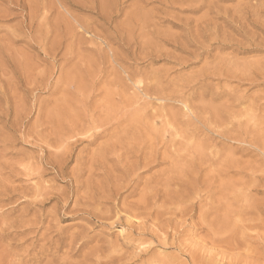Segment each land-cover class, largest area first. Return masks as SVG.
<instances>
[{"label":"rangeland","instance_id":"1","mask_svg":"<svg viewBox=\"0 0 264 264\" xmlns=\"http://www.w3.org/2000/svg\"><path fill=\"white\" fill-rule=\"evenodd\" d=\"M0 43L1 264H264V0H0ZM109 112L121 126L77 130ZM124 127L127 136L117 133ZM137 132L176 141L167 148L185 156L189 178L199 168L218 222H197L196 210L177 224L181 232L163 233L152 220L139 230L118 218L167 164L142 174L136 191L108 198L95 189L105 182L101 169L88 163L98 148ZM52 152L60 169L48 161Z\"/></svg>","mask_w":264,"mask_h":264},{"label":"bare ground","instance_id":"2","mask_svg":"<svg viewBox=\"0 0 264 264\" xmlns=\"http://www.w3.org/2000/svg\"><path fill=\"white\" fill-rule=\"evenodd\" d=\"M92 2H95V1H92ZM63 3V2H62ZM79 3V2H78ZM86 4V3H85ZM62 5V4H61ZM65 8V7H64ZM106 11V10H105ZM246 11V10H245ZM251 11V10H250ZM103 13V12H102ZM254 13V11H253ZM241 14V13H240ZM102 15V14H101ZM108 15V14H107ZM239 17V16H238ZM255 17V16H254ZM31 18V16H30ZM106 18V17H105ZM249 19V18H248ZM76 20V19H75ZM240 20V19H239ZM252 20V19H251ZM31 21V20H30ZM77 22V20L75 21ZM30 23V22H29ZM245 23V22H244ZM243 24V23H242ZM30 25V24H29ZM29 27V26H28ZM85 28V27H84ZM26 29V28H25ZM29 29V28H28ZM27 29V30H28ZM31 29V28H30ZM40 30V29H39ZM45 30V29H44ZM196 30V29H195ZM26 31V30H25ZM41 31V30H40ZM242 31V30H241ZM29 32V30H28ZM33 32V31H32ZM35 32V31H34ZM43 32V31H42ZM30 33V32H29ZM38 33V32H37ZM22 34V32H21ZM36 34V33H35ZM49 34V33H48ZM116 34V33H115ZM20 35V34H19ZM39 35V34H38ZM37 35V36H38ZM27 36V35H26ZM35 36V35H34ZM47 36V35H46ZM60 36V35H59ZM36 37V36H35ZM34 37V38H35ZM41 37V36H40ZM61 38V37H60ZM36 39L38 40V38L36 37ZM44 38H42L43 40ZM47 39V38H46ZM62 39V38H61ZM58 40V39H57ZM27 41V40H26ZM54 41V40H53ZM62 41V40H60ZM31 42V41H30ZM42 42V41H41ZM56 42V40H55ZM36 43V42H35ZM1 44V43H0ZM38 44V43H37ZM71 44V43H70ZM13 45V44H12ZM53 45V44H52ZM59 45V44H58ZM62 45V44H61ZM7 46V45H6ZM55 46V45H53ZM11 47V46H10ZM42 47V46H41ZM45 47V46H43ZM60 47V46H59ZM201 47V46H200ZM28 48V47H27ZM4 49V48H3ZM10 49V48H9ZM9 49H5V50H9ZM45 50V49H44ZM47 50V49H46ZM12 51V50H11ZM57 51V50H56ZM69 51V50H68ZM2 52V50H1ZM14 52V51H13ZM24 52V51H23ZM55 52V51H54ZM53 52V53H54ZM86 53V52H85ZM3 54V53H2ZM1 53L0 55L3 56ZM6 54V53H5ZM9 54V53H8ZM22 54V53H21ZM51 54V53H50ZM25 55V54H24ZM50 56V55H49ZM62 56V55H61ZM4 57V56H3ZM6 58V57H5ZM10 58V57H9ZM13 58V56L11 57ZM62 58V57H61ZM54 59V58H52ZM262 59V58H261ZM15 60V59H14ZM31 60V59H30ZM114 60V59H113ZM1 61V60H0ZM20 61V60H18ZM65 61V60H64ZM3 62V61H2ZM61 62V61H60ZM63 62V61H62ZM14 63V62H13ZM52 63V62H51ZM67 63V62H66ZM56 65V64H55ZM64 65V64H63ZM67 65V64H66ZM229 65V64H228ZM1 66V65H0ZM36 66V65H35ZM51 66V65H50ZM49 66V67H50ZM65 66V65H64ZM5 67V66H4ZM13 67V66H12ZM54 67V66H52ZM258 67V66H256ZM24 68V67H23ZM37 68V67H36ZM59 68H61L59 66ZM2 69V68H0ZM54 69V68H53ZM66 69V68H65ZM259 69V68H258ZM64 70V69H63ZM62 70V71H63ZM98 70V69H97ZM108 70V69H107ZM106 70V71H107ZM27 71V70H26ZM54 71V70H53ZM58 71V70H57ZM60 71V70H59ZM72 71H70L69 73H71ZM255 72H257L255 70ZM5 73V72H4ZM231 73V72H230ZM249 74V73H248ZM258 74V72H257ZM71 75V74H70ZM250 75V74H249ZM4 76V74H3ZM79 76V75H78ZM134 76V75H133ZM255 76V75H254ZM72 79L73 77L70 76ZM137 77V76H136ZM135 77V79H136ZM30 78V77H29ZM57 78V77H56ZM87 78V77H86ZM134 78V77H133ZM247 78V77H246ZM47 79V78H45ZM62 79V78H60ZM77 79V78H76ZM39 80V79H38ZM37 80V81H38ZM50 80V79H49ZM52 80V79H51ZM67 80V78H66ZM74 80V79H73ZM73 80H71L70 82H72ZM95 80V79H94ZM123 80V79H122ZM127 80V79H126ZM134 80V79H133ZM143 82V78L142 80H140V82ZM147 81V80H146ZM238 81V80H237ZM10 82V81H9ZM29 82V81H28ZM58 82V81H57ZM74 83V81H73ZM80 83V82H79ZM82 83V82H81ZM148 83V82H147ZM72 84V83H71ZM75 84V83H74ZM37 85V83H36ZM41 85V84H40ZM47 85V84H46ZM54 85V83L52 84V86ZM64 85V84H63ZM135 85V84H134ZM140 85V84H139ZM52 86H50L52 88ZM57 86V85H56ZM69 86V85H68ZM75 86V85H73ZM143 86V85H142ZM144 86H145V89H143L144 93L146 95H149L150 94V90L148 89L147 87V84L144 83ZM2 87V86H1ZM46 87V86H45ZM49 87V88H50ZM76 87V86H75ZM79 87V86H78ZM250 87V86H249ZM36 88V87H35ZM43 88V87H42ZM54 88V87H53ZM56 88V87H55ZM58 88L59 87V84H58ZM138 88V87H137ZM140 88V87H139ZM83 90V89H82ZM55 92V91H53ZM141 92V91H140ZM179 93V92H178ZM180 94V93H179ZM156 95V94H154ZM161 94H157V96ZM209 95V94H208ZM226 96V95H224ZM33 98V97H32ZM60 98V97H59ZM90 98V97H89ZM100 98V97H99ZM160 98H163V99H169L170 97H160ZM57 99V98H56ZM137 99V98H136ZM139 99V98H138ZM145 99V98H144ZM143 99V100H144ZM5 100V99H4ZM102 100V99H101ZM209 100V99H208ZM178 101L180 103L183 104V106L185 107V109H188L189 108V105L186 104L187 102V99H178ZM57 102V101H56ZM87 102V101H86ZM124 102V101H123ZM134 102V101H133ZM4 104V103H3ZM6 104V103H5ZM4 104V105H5ZM55 106V105H54ZM88 107V106H86ZM105 107V106H103ZM235 107V106H234ZM83 108V107H82ZM81 108V110H83ZM107 108V107H105ZM104 108V109H105ZM134 108V107H133ZM232 108V107H231ZM93 109V108H92ZM110 108H107V110H109ZM208 109V108H207ZM23 110V109H22ZM25 110V109H24ZM80 110V111H81ZM89 110V108H88ZM103 110V109H102ZM106 110V109H105ZM106 110V111H107ZM115 110V109H113ZM139 110V109H138ZM200 110V109H199ZM210 110V109H209ZM4 111V110H3ZM119 111V110H118ZM134 111V110H133ZM162 111V110H161ZM197 111V110H196ZM113 112V111H112ZM179 112V111H178ZM183 112V111H182ZM192 112V111H191ZM200 112V111H199ZM202 112V110H201ZM89 113V112H88ZM99 113V112H98ZM103 113V116H104V112L102 111ZM117 113V112H116ZM151 113V112H150ZM190 113V112H189ZM203 113V112H202ZM201 113V114H202ZM20 114V113H19ZM93 114V113H92ZM107 114V115H106ZM235 114V113H234ZM79 115V114H78ZM89 115V114H88ZM105 117H99V118H96V119H92L91 116H89V120H88V123L90 124V126H87V128H80V129H77L79 131H82L84 130L85 133L87 134L88 132H90L91 129H96V128H101L103 127L104 125H110V122L111 121H114V122H117V124H119L121 126V117L122 116H116L115 115H112V113H105ZM119 115V114H118ZM121 115V114H120ZM209 115V117L211 116L210 114H207ZM233 115V114H232ZM80 116V115H79ZM78 116V117H79ZM93 116V115H92ZM158 116V115H157ZM205 116V114H204ZM203 116V117H204ZM38 117V116H37ZM82 117V116H81ZM143 117V116H142ZM208 117V118H209ZM88 118V117H87ZM137 118V117H136ZM174 117L173 116H169L168 117V120H173V122L171 124H168V125H172V128L177 130V127L176 125L174 124V120L173 119ZM206 118V117H205ZM211 118V117H210ZM209 118V119H210ZM213 118H215L213 116ZM217 118V117H216ZM62 119V118H61ZM81 119V118H80ZM145 119V117H144ZM228 119V118H226ZM74 120V119H73ZM104 120V121H103ZM135 120V119H134ZM138 120V119H137ZM212 120V119H211ZM244 120V119H243ZM77 121V120H76ZM85 121V120H84ZM122 123L125 121V120H121ZM128 121V120H127ZM127 121H126V124H127ZM154 121V120H152ZM161 121V120H160ZM200 123L201 121L198 120ZM208 121V119H207ZM214 121V120H213ZM217 121V120H215ZM220 121V120H219ZM217 121V122H219ZM184 122V121H183ZM182 122V123H183ZM132 123V122H131ZM137 123V122H136ZM142 123V122H141ZM146 123V122H145ZM216 123V122H215ZM214 123V125H215ZM43 124V123H42ZM74 125V123H72ZM114 124V123H113ZM147 124V123H146ZM236 124V123H235ZM8 125V124H7ZM68 125V124H67ZM130 125V124H129ZM144 125V124H143ZM152 125V124H151ZM163 125V124H162ZM167 125V126H168ZM189 125V124H188ZM204 125V124H203ZM208 125V124H207ZM211 125V124H210ZM219 125V123H218ZM222 125V124H221ZM226 125V124H225ZM112 126V125H111ZM115 126V125H114ZM165 127H167L166 125H164ZM163 126V127H164ZM199 126V125H198ZM212 126V125H211ZM227 126V125H226ZM39 127V126H38ZM58 127V126H57ZM77 127V126H76ZM79 127V126H78ZM106 127V126H105ZM110 127V126H109ZM171 127V126H170ZM192 127V126H191ZM217 127V125H216ZM215 127V128H216ZM220 126L217 127V130ZM223 127V126H222ZM68 128V127H67ZM107 128V127H106ZM137 128V127H136ZM179 128V127H178ZM206 128V127H205ZM221 128V127H220ZM231 128V127H230ZM235 128V127H234ZM62 129V128H61ZM66 129V128H65ZM97 129V130H98ZM102 129V128H101ZM115 129H119V126H115L113 128V130ZM180 129V128H179ZM190 129V128H189ZM223 129V128H222ZM220 129V130H222ZM238 129V128H237ZM28 130V129H27ZM75 130V129H74ZM72 130V132L74 131ZM112 130V131H113ZM153 130V129H152ZM162 130V129H161ZM170 130V128H169ZM183 130V129H182ZM93 131V130H92ZM107 131V129H103L102 131H99V132H91L88 134L89 138L90 137H93L95 138L96 136H100V135H103L105 134V132ZM143 131V130H142ZM159 131V129H158ZM164 131V129L162 130ZM162 131H160V133H162ZM187 131V130H186ZM192 131V130H191ZM232 131V130H230ZM234 131V130H233ZM232 131V132H233ZM108 132V131H107ZM168 132V131H167ZM175 132V131H174ZM228 132V131H227ZM231 132V133H232ZM236 132V131H235ZM25 133V132H24ZM36 133V132H35ZM63 133V132H62ZM76 133V130L74 131V134ZM118 134L120 133H123L125 134L126 136L128 134H130V130L129 132L127 131V129L124 127L122 129H120L118 132ZM146 133V131H145ZM145 133L143 132H137V133H133L132 135L133 136H129V137H121L115 141H113L111 144H108L106 145L104 143V145H106L105 147L102 146L101 148H98L94 154H92L90 160H89V167L91 169L92 165L95 166V169H101V173L104 175V179H105V182H98L96 183V186H95V189L97 190L98 193H101V194H106L108 196V198L111 196L113 198H116V196L120 195L122 192H127V190L131 189L130 191L132 192L133 189H135L137 186L140 185V182L142 180L141 178V175L146 173V172H149L152 168L156 167L163 163V164H167V166L165 168H160L157 172L153 173V172H150L149 174H151L150 177L149 174L147 175L148 178H146V180L143 182L144 185L147 187L146 191L143 192V191H138V192H141L139 194V196L134 200L130 202H127V203H124L116 212L114 213H117L118 215V218H123L125 224L130 227V229H141L145 223L147 222V220H152L153 222L156 223V225L162 230L163 233H166L167 229H172V231H175L176 233L178 232L176 230V227H177V224H179L178 226L181 227V225L186 221V217H193L195 215V212L197 210V222H200L198 221L199 220H202V222H206V219H209L210 217V223H212L211 221L215 220V216H211L212 214V211L215 209V207L213 208L210 203H209V199L207 197V201H204L203 199V196H202V193H203V187H204V184H205V180L204 179H200V176H199V168L195 169V168H192L190 170V174H191V177L189 178L187 173H189V170L187 168L188 165H186V163L183 161L185 159V156L181 154V151L179 150H169L167 148L168 144L170 147H174L176 141L174 140H168V141H163L161 138H155L153 136H147ZM153 133V132H152ZM155 133H158V132H155ZM72 134V133H71ZM110 134V133H108ZM178 134V133H177ZM181 134V133H180ZM179 134V136H181ZM184 134V132H183ZM197 134V133H196ZM226 134V132H225ZM61 135V133H60ZM65 135V134H64ZM107 135V134H106ZM153 135V134H152ZM170 135V134H169ZM176 135V134H175ZM228 135H230V132L228 133ZM233 135V134H231ZM28 136V135H27ZM30 136V135H29ZM118 136V135H117ZM161 136V135H160ZM174 136V135H172ZM236 136V135H235ZM243 136V135H242ZM47 137V136H46ZM73 137V135H72ZM81 137V136H80ZM85 137V136H84ZM103 137V136H102ZM106 137V136H105ZM104 137V138H105ZM113 138V136H110ZM162 137V136H161ZM170 137V136H169ZM239 137V136H238ZM248 137V136H247ZM29 138V137H28ZM62 139V136L60 137ZM71 138V137H70ZM76 138V137H75ZM83 138V137H82ZM173 138V137H172ZM182 138V137H181ZM188 138V137H187ZM191 138V137H190ZM220 138V137H219ZM224 138V137H223ZM231 138V137H230ZM229 138V140H230ZM233 138V137H232ZM240 138V137H239ZM74 139V137H73ZM110 139V138H109ZM184 139V138H183ZM225 139H227V137H225ZM234 139V138H233ZM63 140V139H62ZM108 140V139H107ZM189 140V138H188ZM236 140V139H235ZM103 141V140H102ZM109 141V140H108ZM191 143L193 145V139L191 138ZM242 141V140H241ZM246 141H249V140H246ZM35 142V141H34ZM44 142V141H43ZM71 142V141H70ZM92 142V141H91ZM106 142V141H104ZM187 142V141H186ZM185 142V144H186ZM190 142V140H189ZM232 142V141H231ZM237 142V141H236ZM235 142V143H236ZM240 142V141H239ZM238 142V143H239ZM256 142V141H255ZM259 142V141H258ZM256 143V148L258 147V144L259 143ZM73 143V142H72ZM81 143V142H80ZM99 143V142H98ZM102 143V142H100ZM109 143V142H108ZM254 143V142H253ZM252 143V144H253ZM47 144V143H46ZM83 144V143H82ZM95 144V143H94ZM103 144V143H102ZM180 144V143H179ZM184 145V143H182ZM188 144V142H187ZM244 144V143H243ZM249 144V143H248ZM251 144V142H250ZM255 144V143H254ZM66 144H64L65 146ZM73 145V144H72ZM191 145V146H192ZM70 146V145H69ZM99 146V145H98ZM199 146V145H197ZM233 146H237V145H233ZM245 146V145H244ZM250 146V145H249ZM56 147V146H55ZM68 147V146H67ZM72 147V146H71ZM96 147V146H95ZM176 147H177V144H176ZM184 147V146H183ZM193 147V146H192ZM246 147V146H245ZM262 147V146H261ZM259 148V147H258ZM71 149V148H70ZM161 149H164V150H161ZM177 149V148H176ZM240 149V148H239ZM247 149V148H246ZM58 150V149H56ZM59 150H61L59 148ZM196 150V149H194ZM225 150V149H224ZM245 150V149H244ZM260 150V148H259ZM263 150V149H262ZM208 151V150H207ZM226 151V150H225ZM54 152V151H53ZM53 152L51 153L52 157H53V160H51V155L48 154V161L49 163L51 164H54L53 161L56 162V166L58 167V169H60L61 167V162H58V157L59 156H54L53 155ZM58 152V151H57ZM190 152V151H188ZM235 152V151H234ZM41 153V152H40ZM62 153V152H60ZM89 153V152H88ZM194 153V152H193ZM259 153V152H258ZM263 153V152H262ZM210 154V153H209ZM213 154V153H212ZM254 154V153H253ZM215 155V154H214ZM263 155V154H262ZM205 156V155H204ZM209 156V155H208ZM72 157V156H71ZM231 157V156H229ZM56 158V160H55ZM264 158V157H263ZM43 159V158H42ZM189 159V158H188ZM191 159V158H190ZM198 159V158H197ZM212 159V158H211ZM216 159V158H215ZM232 159V158H231ZM254 159V158H253ZM108 160L110 161H113L114 163L111 164V165H108ZM196 160V159H195ZM69 161V160H68ZM204 161V160H203ZM263 161V159H262ZM196 162V161H195ZM189 163V162H188ZM228 163V162H227ZM68 164V163H67ZM202 164V162L200 163V165ZM209 164V163H208ZM216 164V163H215ZM230 163H228L229 165ZM77 165V164H76ZM203 165V164H202ZM211 165V164H210ZM232 165V164H231ZM162 166V165H160ZM238 166V165H237ZM197 167V166H196ZM209 167V166H208ZM229 167V166H228ZM227 167V168H228ZM261 167V166H260ZM204 168V167H202ZM79 169V168H78ZM158 169V168H157ZM83 170V169H82ZM86 170V169H85ZM156 170V169H155ZM203 170V169H202ZM262 170V169H261ZM78 171V170H77ZM204 171V170H203ZM212 171V169H211ZM79 172V171H78ZM205 172L208 173V169L207 171L205 170ZM213 172V171H212ZM238 172V171H237ZM236 172V174H237ZM251 172H254V171H251ZM205 173V174H207ZM230 173V172H229ZM205 174H204V177H205ZM227 174V173H226ZM224 174V175H226ZM240 174V173H238ZM251 174V173H250ZM255 174V173H254ZM228 175V174H227ZM246 175V174H245ZM235 176V175H234ZM253 176V175H252ZM252 176H248V177H252ZM259 175H257V179L259 181V178H258ZM219 177V176H218ZM225 177V176H224ZM228 177V176H227ZM230 177V176H229ZM233 177V175H232ZM263 177V176H262ZM92 178V177H91ZM213 178V177H212ZM223 178V177H222ZM231 178V177H230ZM76 179V178H75ZM103 179V180H104ZM256 178H254L253 176V180H255ZM261 179V177H260ZM263 179V178H262ZM102 180V179H101ZM221 182V179L219 177V179H217L216 181H219ZM262 181V180H261ZM86 182V181H85ZM214 182V181H213ZM216 183V182H214ZM219 183V182H218ZM233 183V182H232ZM251 183V182H250ZM222 184V183H221ZM220 184V185H221ZM234 184H236L234 182ZM248 184V182H247ZM264 184V183H263ZM143 185V184H142ZM143 185V186H144ZM144 186V187H145ZM174 186V187H172ZM177 186V187H175ZM230 186V185H228ZM142 187V186H141ZM220 187V186H219ZM205 188V187H204ZM210 188V187H209ZM209 188L207 191H209ZM141 189V188H140ZM211 190V189H210ZM213 190V188H212ZM136 191V189H135ZM40 192V191H39ZM79 192V191H78ZM214 193V192H213ZM40 194V193H39ZM244 194V193H243ZM126 195V194H125ZM128 195V194H127ZM210 195V193H209ZM43 196V195H41ZM120 197V196H118ZM117 197V198H118ZM134 197V196H133ZM132 197V198H133ZM212 197V196H210ZM86 198V197H85ZM126 198V197H125ZM158 198H162L161 200L163 201V206L159 207L158 209H153L151 207V204L154 203V201ZM214 198V196H213ZM206 199V198H205ZM232 199V198H231ZM212 200V199H211ZM215 200V199H213ZM212 200V201H213ZM219 200V198H218ZM236 200V199H235ZM117 201V200H116ZM161 201V202H162ZM238 201V200H237ZM118 202V201H117ZM157 202V201H156ZM204 202V203H203ZM159 203V202H158ZM214 203V202H213ZM87 204V203H86ZM238 204V203H237ZM154 205V204H153ZM158 205V204H157ZM161 205V204H160ZM159 205V206H160ZM208 205V207H207ZM228 205V204H227ZM87 206V205H86ZM93 206V205H92ZM220 206V205H219ZM232 206V205H231ZM115 207V206H114ZM155 207V206H154ZM260 207V206H259ZM93 208V207H92ZM97 208V206H95V209ZM116 208V207H115ZM210 209V210H209ZM225 209V208H224ZM240 209V207H239ZM248 209V208H247ZM245 210V209H244ZM238 212V211H237ZM242 212V211H241ZM245 212V211H244ZM106 213V212H105ZM123 213V214H122ZM231 214V213H230ZM111 215V214H109ZM123 215L125 217H123ZM108 216V215H107ZM116 216V215H115ZM111 218V216H110ZM188 218V219H189ZM217 218V217H216ZM222 218V217H221ZM220 219V218H219ZM119 220V219H118ZM232 220V218H231ZM191 221V220H190ZM218 222V218L217 220L213 221L214 222ZM221 221V220H220ZM249 221V220H248ZM187 222V221H186ZM209 222V221H208ZM208 222L206 223V225H208ZM261 222H262V219H261ZM192 223V222H191ZM190 223V224H191ZM235 223V222H234ZM242 223V222H241ZM248 223V222H247ZM215 224V223H214ZM224 224V223H223ZM255 224V223H254ZM6 225V224H5ZM153 225V224H151ZM150 225V226H151ZM187 225V224H186ZM200 225H203V224H200ZM205 225V226H206ZM212 226V224H209ZM217 225V224H216ZM221 225V224H220ZM249 225V224H248ZM253 225V224H252ZM257 225V224H256ZM184 226V225H183ZM194 226V225H192ZM210 228H214V227H211ZM246 226V225H245ZM244 226V227H245ZM259 226V225H258ZM179 227V228H180ZM204 227V225H203ZM207 227V226H206ZM231 227V226H230ZM249 227V226H248ZM262 227V226H261ZM158 228V229H159ZM186 228V227H185ZM184 228V230H185ZM205 228V227H204ZM209 228V227H208ZM209 228V229H210ZM263 228V227H262ZM39 229V228H38ZM136 229V230H137ZM211 229V230H212ZM225 229V228H224ZM251 229V228H250ZM249 229V230H250ZM257 229V228H256ZM183 230V229H182ZM187 230V229H186ZM217 229H214L212 230V232L216 231ZM121 231V230H120ZM158 231V230H157ZM210 231V230H208ZM221 231H223L221 229ZM155 232V231H154ZM160 232V231H159ZM181 232V231H179ZM178 232V233H179ZM183 232V231H182ZM186 232V231H185ZM218 232V231H216ZM134 233V232H133ZM129 234V233H128ZM138 234V233H137ZM151 234V233H150ZM158 234V233H157ZM206 234H207V231H206ZM210 234H212L210 232ZM219 234V233H218ZM231 234V233H230ZM234 234V233H233ZM134 235V234H132ZM136 235V234H135ZM161 235V233H160ZM159 237H163V235H161ZM168 235H170L168 233ZM181 235V233H180ZM220 235V234H219ZM235 235V234H234ZM263 235V234H262ZM261 235V236H262ZM131 236V235H130ZM129 236V237H130ZM143 236H145V234H143ZM147 236H148V233H147ZM151 236V235H150ZM158 236V235H157ZM213 236V234H212ZM211 236V237H212ZM221 236V235H220ZM259 236V235H258ZM260 236V237H261ZM140 237V236H139ZM166 237V236H165ZM207 237V236H206ZM205 237V238H206ZM210 237V238H211ZM216 237V236H215ZM218 237V235H217ZM229 237V235H228ZM236 237V236H235ZM263 237V236H262ZM137 238V236H136ZM214 238V237H213ZM220 237L217 238V241ZM233 238V237H232ZM1 239V238H0ZM79 239V238H78ZM127 239V238H126ZM125 239V240H126ZM146 239V238H145ZM156 239V238H155ZM161 239V238H160ZM166 239V238H165ZM216 239V238H215ZM224 239H226L224 237ZM129 240V239H128ZM138 240H140L138 238ZM144 240V239H143ZM154 240V239H153ZM163 240V239H161ZM173 240V239H172ZM206 239H204L205 241ZM236 240H238L236 238ZM262 240V239H261ZM76 241V240H75ZM131 241V240H130ZM136 241V239H135ZM202 240H200L201 242ZM203 241V242H204ZM221 242V239L219 240ZM79 241H77L78 243ZM81 242V241H80ZM141 242V241H140ZM143 242H146L145 240ZM173 242V241H172ZM223 242V240H222ZM76 243V242H75ZM135 243V242H134ZM137 243V242H136ZM139 243V242H138ZM137 245H140L138 244ZM142 243V242H141ZM164 243V241H163ZM214 243V242H213ZM143 244V243H142ZM152 244V243H151ZM197 244H200V243H197ZM201 244H204L201 242ZM200 244V245H201ZM209 244V243H208ZM1 245V244H0ZM76 245V244H75ZM147 245V244H146ZM196 245V244H195ZM199 245V246H200ZM3 246V245H2ZM71 246V245H70ZM198 246V247H199ZM206 245H204L203 247L205 248ZM74 247V246H73ZM197 247V248H198ZM202 247V245H201ZM202 247V248H203ZM108 248V247H107ZM112 248V247H111ZM196 248V249H197ZM110 249V248H109ZM201 249V248H200ZM95 250V249H94ZM195 250V249H194ZM91 251V250H90ZM107 251L108 253V250H105ZM104 251V252H105ZM199 251V250H198ZM114 252V251H113ZM201 252V251H200ZM7 253V252H6ZM193 253V251H192ZM198 253V252H197ZM10 254V253H9ZM101 254V253H100ZM124 254V253H123ZM207 254V253H205ZM85 255V254H84ZM94 255V253H93ZM194 255V254H193ZM199 254H197L198 256ZM92 256V255H91ZM95 256V255H94ZM98 256V255H96ZM95 256V257H96ZM100 256V255H99ZM104 256V255H103ZM112 256V255H111ZM110 256V257H111ZM190 256H191V253H190ZM196 256V257H197ZM105 257V256H104ZM115 257V255H114ZM118 257V256H117ZM195 257V256H194ZM86 258V257H85ZM142 258V257H141ZM201 258V256H200ZM205 258V257H204ZM11 259V258H10ZM99 259V258H98ZM106 259V257H105ZM112 259V258H111ZM124 259V258H122ZM94 260H97L94 258ZM175 260V259H174ZM8 261V260H7ZM114 261V260H113ZM197 261V260H196ZM202 260L200 259L199 262L202 264L203 262H201ZM119 262V261H118ZM117 262V263H118ZM1 264V263H0ZM10 264H13V263H10ZM199 264V263H198ZM205 264V262L203 263ZM222 264V263H221Z\"/></svg>","mask_w":264,"mask_h":264}]
</instances>
